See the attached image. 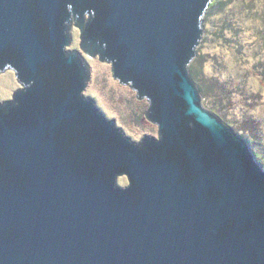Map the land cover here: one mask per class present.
I'll return each mask as SVG.
<instances>
[{
	"label": "water",
	"instance_id": "1",
	"mask_svg": "<svg viewBox=\"0 0 264 264\" xmlns=\"http://www.w3.org/2000/svg\"><path fill=\"white\" fill-rule=\"evenodd\" d=\"M210 1L0 0V264H264V171L188 74ZM71 18L157 138L83 96Z\"/></svg>",
	"mask_w": 264,
	"mask_h": 264
},
{
	"label": "rangeland",
	"instance_id": "2",
	"mask_svg": "<svg viewBox=\"0 0 264 264\" xmlns=\"http://www.w3.org/2000/svg\"><path fill=\"white\" fill-rule=\"evenodd\" d=\"M201 28L204 32L188 74L197 58L205 82L218 79L232 93V101L223 109L227 123L219 119L245 141L264 171V0H211ZM69 31L71 42L66 50L79 53L90 70L83 96L91 98L131 141L157 138V126L147 117V100L139 99L133 89L113 78L109 63L80 50L81 33L75 25ZM19 88L12 70L0 73V103L11 100ZM200 97V104L209 111L213 103ZM117 184L128 185L125 175L117 177Z\"/></svg>",
	"mask_w": 264,
	"mask_h": 264
},
{
	"label": "trees",
	"instance_id": "3",
	"mask_svg": "<svg viewBox=\"0 0 264 264\" xmlns=\"http://www.w3.org/2000/svg\"><path fill=\"white\" fill-rule=\"evenodd\" d=\"M197 65V66H196ZM189 74L197 86L201 96L213 103L210 112L227 123L224 106L232 101V93L227 90L218 79H213V83H206L200 71L199 60H194V64L189 66Z\"/></svg>",
	"mask_w": 264,
	"mask_h": 264
},
{
	"label": "flooded vegetation",
	"instance_id": "4",
	"mask_svg": "<svg viewBox=\"0 0 264 264\" xmlns=\"http://www.w3.org/2000/svg\"><path fill=\"white\" fill-rule=\"evenodd\" d=\"M90 18V15L88 13H84L83 15V23H87ZM75 25V19L71 18V22L69 23V29ZM77 27V26H76ZM78 28V27H77ZM79 29V28H78ZM70 34V33H69ZM71 37V36H70ZM71 42V40H70ZM85 53V52H84ZM97 57V56H96Z\"/></svg>",
	"mask_w": 264,
	"mask_h": 264
}]
</instances>
